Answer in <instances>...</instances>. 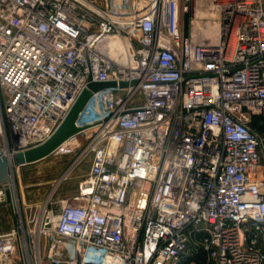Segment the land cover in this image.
<instances>
[{
    "label": "built area",
    "instance_id": "obj_1",
    "mask_svg": "<svg viewBox=\"0 0 264 264\" xmlns=\"http://www.w3.org/2000/svg\"><path fill=\"white\" fill-rule=\"evenodd\" d=\"M188 3L0 0V155L48 141L89 84H116L52 155L75 159L34 215L24 205L27 226L0 232V264H178L199 249L264 264V0H212L213 43L184 34Z\"/></svg>",
    "mask_w": 264,
    "mask_h": 264
},
{
    "label": "rangeland",
    "instance_id": "obj_2",
    "mask_svg": "<svg viewBox=\"0 0 264 264\" xmlns=\"http://www.w3.org/2000/svg\"><path fill=\"white\" fill-rule=\"evenodd\" d=\"M195 4L188 3L183 10L181 27L186 36L193 37V28L196 22L194 16ZM75 159L74 155L70 156H51L46 160L29 165L22 168H15L13 173V185L16 189L18 205L21 207L22 217L20 214H16L12 197L9 193L8 203L0 205V232H7L12 228H18L21 226L22 219L26 223L28 219L32 218L30 211L26 213L24 205L34 206L32 211L35 213V208L44 203L51 188L52 184L65 175ZM89 171V165L85 164L83 167L75 169L69 174L58 188L56 193L57 198L71 196L79 191L82 177L87 175ZM17 257H10V261H14ZM178 264H207V256L202 250L192 256L183 259Z\"/></svg>",
    "mask_w": 264,
    "mask_h": 264
},
{
    "label": "water",
    "instance_id": "obj_3",
    "mask_svg": "<svg viewBox=\"0 0 264 264\" xmlns=\"http://www.w3.org/2000/svg\"><path fill=\"white\" fill-rule=\"evenodd\" d=\"M115 85V83L89 84L88 88L81 94L64 122L48 141L35 148H31L24 152H19L12 157L0 155V184H10L11 197L15 212L18 211V198L16 189L11 185V182L14 181L13 176L11 175L13 170L15 168H22L40 163L51 157L61 145L81 131L77 127V120L80 113L83 111L88 101L92 97L93 93L105 88L114 87ZM122 86H126V84H122Z\"/></svg>",
    "mask_w": 264,
    "mask_h": 264
},
{
    "label": "bare ground",
    "instance_id": "obj_4",
    "mask_svg": "<svg viewBox=\"0 0 264 264\" xmlns=\"http://www.w3.org/2000/svg\"><path fill=\"white\" fill-rule=\"evenodd\" d=\"M194 4L196 22L192 32L193 39L198 42H216L220 35V24L212 0H194ZM11 183L13 185V181ZM17 256L14 253L13 257Z\"/></svg>",
    "mask_w": 264,
    "mask_h": 264
}]
</instances>
